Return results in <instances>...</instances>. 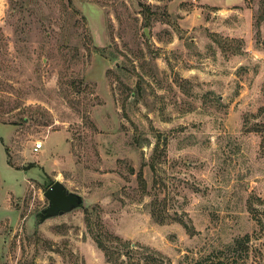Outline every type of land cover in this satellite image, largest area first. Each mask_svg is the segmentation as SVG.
<instances>
[{
    "label": "rangeland",
    "instance_id": "1",
    "mask_svg": "<svg viewBox=\"0 0 264 264\" xmlns=\"http://www.w3.org/2000/svg\"><path fill=\"white\" fill-rule=\"evenodd\" d=\"M262 10L0 0V264H264Z\"/></svg>",
    "mask_w": 264,
    "mask_h": 264
},
{
    "label": "water",
    "instance_id": "2",
    "mask_svg": "<svg viewBox=\"0 0 264 264\" xmlns=\"http://www.w3.org/2000/svg\"><path fill=\"white\" fill-rule=\"evenodd\" d=\"M44 197L48 200V206L36 215V219L40 223L50 218L70 213L84 206L83 197L75 192L69 191L60 181H55L44 192Z\"/></svg>",
    "mask_w": 264,
    "mask_h": 264
},
{
    "label": "trees",
    "instance_id": "3",
    "mask_svg": "<svg viewBox=\"0 0 264 264\" xmlns=\"http://www.w3.org/2000/svg\"><path fill=\"white\" fill-rule=\"evenodd\" d=\"M262 22H264V10L261 11V14H259L257 21H256V26L259 28L260 25L262 24ZM244 239H246L249 242V236L246 235L245 237H242L240 239H236L235 242H233L232 244H229L227 246V250H231L232 248L236 249V252L239 251L238 249H240L241 244L243 243ZM241 251V250H240ZM248 251V248L245 250ZM230 264V263H228Z\"/></svg>",
    "mask_w": 264,
    "mask_h": 264
},
{
    "label": "built area",
    "instance_id": "4",
    "mask_svg": "<svg viewBox=\"0 0 264 264\" xmlns=\"http://www.w3.org/2000/svg\"><path fill=\"white\" fill-rule=\"evenodd\" d=\"M42 148V144L41 143H37L36 145H35V151H39L40 149Z\"/></svg>",
    "mask_w": 264,
    "mask_h": 264
}]
</instances>
